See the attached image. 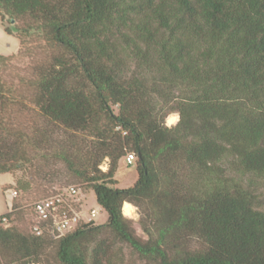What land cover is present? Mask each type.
I'll use <instances>...</instances> for the list:
<instances>
[{"label":"trees","instance_id":"obj_1","mask_svg":"<svg viewBox=\"0 0 264 264\" xmlns=\"http://www.w3.org/2000/svg\"><path fill=\"white\" fill-rule=\"evenodd\" d=\"M0 19L20 41L0 61L20 57L32 30L59 52L30 83L36 114L64 135L39 132L42 157L107 214L103 224L37 237L29 211L12 202L0 216L3 260L47 264L53 247V264H264V194L254 187L264 186V0H0ZM172 113L179 119L168 128ZM2 136L0 175L20 168L4 158L12 145L6 152ZM128 153L136 181L114 187ZM31 180L7 190L12 201ZM124 203L140 211L145 237Z\"/></svg>","mask_w":264,"mask_h":264},{"label":"rangeland","instance_id":"obj_2","mask_svg":"<svg viewBox=\"0 0 264 264\" xmlns=\"http://www.w3.org/2000/svg\"><path fill=\"white\" fill-rule=\"evenodd\" d=\"M3 25L11 29L14 27V24H9L7 18ZM13 35H6L0 23V55L8 56L18 53L19 50L17 49H20V41L17 37L19 34L13 32ZM23 39L25 42L20 57L10 61H0V82L3 85V102L0 108V137L8 134L6 139L7 146L4 147L5 151L9 145H12V151L7 153V155H3L7 161L10 160L11 163L20 165V168L0 175V216L9 212L12 202H17L24 206L22 212L28 213L29 206L37 199L50 194L59 187L77 185L83 189L80 194L83 217H86L90 210H94L95 217L92 219L93 222L95 224H103L107 220V214L97 205L94 193L87 186L85 187L79 179L70 176L61 163H55L52 160H46L42 157L44 153L43 149L46 145L39 144L41 139L39 132L54 131V141L56 142L61 141L64 135L61 130L48 125V123L36 114L35 108L31 103L32 90L30 83L36 77L35 67L49 64L51 58L59 52L53 48L51 43L38 30L30 31L23 36ZM112 110L114 113H117V107L113 106ZM170 115H176L178 121L179 117L177 113ZM167 117L165 119V125L168 128L173 127L177 122L174 125H168ZM17 127L20 131L19 134L22 136L18 134V131H15ZM15 149L18 152L17 154H14ZM0 161H2L1 157ZM35 167H38V169L36 170ZM227 167L229 168V166ZM99 168L105 172L108 168V161L105 160ZM227 175L231 178H239L230 168L227 171ZM32 176L34 182L31 183L30 190L26 193H21L19 200L12 201V192L7 190L9 188H17V180L31 182ZM136 178V162L128 165L125 158L121 159L117 164V169L114 174V187L128 188L135 183ZM243 180L244 185H246L248 181L245 178ZM254 187H258V194H264V186H262V183H257ZM134 209L133 216L127 218L132 220L136 234L140 237H145L139 224L140 211L136 207ZM12 225L22 229V223L17 217ZM193 242L192 245L196 247L198 245L197 242ZM48 253L49 259L47 264H53V247L48 249ZM0 264L21 263H7L0 257Z\"/></svg>","mask_w":264,"mask_h":264},{"label":"built area","instance_id":"obj_3","mask_svg":"<svg viewBox=\"0 0 264 264\" xmlns=\"http://www.w3.org/2000/svg\"><path fill=\"white\" fill-rule=\"evenodd\" d=\"M124 158L128 165L135 162L132 153H128ZM11 192L13 199L16 193ZM81 192L74 186H68L33 202L27 215L28 232L37 237L47 236L57 239L74 231L82 223L93 222L94 210H90L86 217L82 215ZM0 221L3 222L4 219Z\"/></svg>","mask_w":264,"mask_h":264},{"label":"bare ground","instance_id":"obj_4","mask_svg":"<svg viewBox=\"0 0 264 264\" xmlns=\"http://www.w3.org/2000/svg\"><path fill=\"white\" fill-rule=\"evenodd\" d=\"M177 122V116L176 115H169L167 117V123L168 125H174ZM135 212V209L132 205L128 204V203H124L122 206V214L125 217H130L133 216Z\"/></svg>","mask_w":264,"mask_h":264},{"label":"crops","instance_id":"obj_5","mask_svg":"<svg viewBox=\"0 0 264 264\" xmlns=\"http://www.w3.org/2000/svg\"><path fill=\"white\" fill-rule=\"evenodd\" d=\"M0 23H1V27L3 28V25H2V21H1V19H0ZM18 50V49H17ZM0 56H2V55H0ZM8 56H10V55H8ZM4 57H6V56H4Z\"/></svg>","mask_w":264,"mask_h":264}]
</instances>
